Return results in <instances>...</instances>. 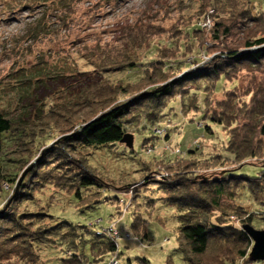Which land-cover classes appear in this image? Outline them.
<instances>
[{"label":"rangeland","instance_id":"1","mask_svg":"<svg viewBox=\"0 0 264 264\" xmlns=\"http://www.w3.org/2000/svg\"><path fill=\"white\" fill-rule=\"evenodd\" d=\"M245 11L258 19L248 18L246 13L239 15ZM199 25L204 30L198 29ZM225 26L229 30L227 37L222 33ZM246 33L255 37L264 35V0H0L2 107L12 119L20 117L25 122L27 128L24 137L31 136V132L35 131L41 139V144L36 140L33 146L28 138L15 137L5 149L2 173L10 181L0 182V189L5 190L0 197V217L21 220V215L25 213L43 212L39 219L44 220V224H55L60 220L74 226H85L90 232L115 225L121 234L117 240L119 264H143L142 259L147 261L146 264H187L177 250L178 212L174 206L160 200L162 195L157 193V188L178 184L180 188L197 189L201 182L223 180L227 173L234 178L244 177L250 184L255 181L258 191L253 195L246 187L239 193L240 202L225 201L230 207L222 206L214 216L237 228L247 223L255 230H264V200H261L264 197V180H260L264 175V148L256 160L223 161L208 169L196 167L193 170L199 177L188 176L191 180H186L190 170L188 167L177 166L173 173L181 174H172L171 179H165V170L157 169L161 168L157 164L166 163L165 160L171 157L210 162L218 155L216 153H222L229 139L227 132L219 125L203 120L201 112L182 114L179 99H172L163 109L165 116L159 125L131 134L133 152L117 145L87 149L90 155L81 148V154L67 157L70 166L75 169L81 167L83 173L95 175L100 180L101 187L91 189L92 193H98V197H90L92 202L96 198L95 203L89 205L90 208L79 204L74 196H67L72 191L71 187L64 186L61 191L56 186L44 184L37 191L30 192L33 196L30 201L21 204L13 202L14 189L22 188L23 185H20L27 181L26 175L35 177L42 169L43 163L39 162L43 157L41 153L56 146L67 134L63 133L62 124L70 126L73 123L78 127L86 117L88 111H82L85 108L83 98L91 93L90 87L99 84V81L123 84L126 97L116 95L110 107L119 105L123 98L143 93L149 87L156 86L165 76H169L168 82H172L203 70V62L209 64L213 58L222 57V50L232 48L238 53L244 52L240 43L247 40ZM138 35H143L145 41L134 42ZM178 42L184 43V48H178ZM153 47H157L158 51L150 59H143L146 53L153 51ZM125 50L142 67L138 77L127 79L124 72L102 73L93 69L117 63ZM193 60L203 62L195 65ZM227 62L232 63L231 60ZM163 65L171 67L166 74L162 71ZM186 65L190 67L185 68ZM245 68L230 70L224 82L227 93L222 91L215 94L211 88L207 89V102L200 110L207 112L206 115L211 110L224 113L226 108L222 103H229L227 100L231 96L233 106L230 110L233 112H228L225 119L241 123L232 114L239 117L250 108L253 95H256L255 99L264 101V61ZM126 73L127 76L132 75L130 71ZM150 81L152 83L148 84ZM222 84L223 81L217 84L218 90ZM205 85L209 86L208 83ZM195 86L185 85L182 88L191 90ZM38 110H42L39 117ZM48 110L54 111L48 113ZM27 113L34 116L32 122L25 116ZM158 132L162 134L161 137ZM58 156L61 153L58 152ZM49 162H45L46 170L54 168L51 164L57 161ZM158 171L160 174H157ZM66 172L69 173V180L62 183L68 185L73 172L72 169ZM149 172H153V177L158 179L152 185L141 186L140 181L147 178ZM51 174L48 175L53 177ZM240 181L235 179L232 187L240 184ZM58 182L61 183V180ZM6 184H10L13 190H6ZM130 184H133L131 188L124 191ZM16 185L18 187L15 188ZM134 192H140L139 198L125 211L124 208L132 203L130 200L136 195ZM83 200L87 202V199ZM149 200L154 201V210L150 209ZM134 204L141 207L136 210ZM50 214L56 218L55 221ZM134 214H140L145 221L141 224V236L126 238V232L132 233ZM92 223L99 225L89 227ZM144 234L146 238L142 236ZM252 246L250 239L243 247L246 256L240 260L234 257L236 264H264L246 262ZM38 248L39 262L60 264V259L64 257L60 250ZM234 253L233 245L219 249L211 247L205 255L195 257L193 261L197 264H226L220 258L231 260ZM3 264L29 263L27 258L17 256Z\"/></svg>","mask_w":264,"mask_h":264},{"label":"trees","instance_id":"2","mask_svg":"<svg viewBox=\"0 0 264 264\" xmlns=\"http://www.w3.org/2000/svg\"><path fill=\"white\" fill-rule=\"evenodd\" d=\"M218 4H221V2H218ZM243 13H246L248 18L258 19L252 16L248 11L242 12L239 15L241 16ZM205 17L204 15L203 19H205ZM240 19L244 18L240 17ZM199 27L200 25L198 29H200ZM225 27L222 33L227 37L229 30L227 28L228 26ZM193 30L194 28H192L191 33ZM200 30L204 29L201 28ZM245 38H247V40L240 43L242 48L245 49L244 52L238 53L232 50V48H227L226 50H222V57L213 58L209 64L203 61L196 62L197 60H193L195 65H200V63L203 62V70L187 74L179 80L172 82H168L169 76H165L163 80L157 82L159 85L156 84V86H151L137 96L123 98V102L116 106L110 107V103L116 95L126 97L125 94L127 91L123 84H109L108 82L102 83L99 81V84L90 87L91 93L83 98V106L85 108L82 109V111H88V114L79 122L78 127H75L73 123L70 126L62 124L63 133L67 134L53 148H47L46 151L42 150L44 151L41 153L43 157L39 160V162L43 163V166H41L42 169L37 176L35 174V177L27 174V181L25 180L26 182L20 185H23L22 188L19 187L17 191L14 189V204L30 201V198H33L30 192L37 191L39 186L44 184L46 186H56L57 189L61 191H63L62 189L64 186H68V188L71 187L72 191H70L71 193L67 196H74L78 199L79 204L90 208L89 205L95 203V199L98 197V193H92L91 189L100 188V180L95 175L90 176L83 173L80 166V168L76 169L70 166L67 157H72L76 153L81 154L82 149H85L88 154L87 149H98L104 146L113 147L117 145L123 147L125 151L133 152V147L128 149L124 144L120 143L123 136L125 134L134 135L136 132L139 133L140 131L148 129L151 130L154 126L159 125L161 119L165 116L163 109L172 99H179L182 114L201 112V118L203 120H209L211 123L219 125L227 132L229 139L223 146L222 153H216L218 155L214 154L215 156L212 155L214 157L211 158L210 162L200 163L192 159H171L172 157L165 160L166 163L160 162L157 166L161 168L157 169L167 172V178L165 179H171L172 174H181L180 172L173 173L177 166L188 167L190 170H188V173L185 172L187 173L186 180H191L188 176H192L193 178L199 177L193 170L196 167L208 169L215 167L217 163L219 164L223 161L256 160L261 153L260 151L264 148L263 100L255 99L256 95H253L251 100L254 101L250 108L240 114L239 117H237L235 113L232 114L242 121L239 124H236L237 121L230 120L228 122L225 119L227 118L226 115H228V112H233V110H230V107L233 106V98H231V96L227 100L229 103H222L226 108L224 113L218 112V110H211L209 115H206L207 112L200 110L205 107V103L207 102V89L211 88L215 94L222 91L226 92V90H224V82L227 81L230 70L235 69V71H237L247 69L245 68L246 66L253 67L264 61V35L255 37L246 33ZM143 41H145L143 35H138L134 40V42L138 43H142ZM189 42L190 44L192 43L191 40ZM184 45V43L178 42V48H184ZM155 51H158L157 47H153V51L146 53L143 59H150ZM124 53L125 54L119 56L121 60L118 59L117 63H108L105 65V68L93 69L102 73L107 71L124 72V78L127 79H130L132 76L138 77L139 74H141V65L132 59L133 55L131 56L127 50H125ZM229 60H231L232 63L227 62ZM142 65L146 64L142 63ZM189 67L190 66L186 65L185 68ZM168 68L171 67L163 65V73L166 74ZM129 71L131 72L130 74H132L131 76H127L128 74L126 72ZM146 78H148V76H146ZM35 79L38 80V78ZM140 79L143 81L142 78ZM28 81H31V79ZM220 81H223V84L222 88L218 90L217 84L219 85ZM151 83L152 81L148 82V84ZM206 83H208L209 86L205 85ZM193 84H196V86L191 90L182 88L183 86L185 87V85ZM125 86H128V84ZM162 86H164L163 90L158 93H152L155 89ZM22 87L23 86H19V88ZM24 91L27 92V90ZM26 92L24 94H26ZM2 101L0 96V182H6V180H10H8L9 178L7 179V176H3L2 173V166L5 164L3 157L5 155V149L9 147L13 139L15 137L21 139L28 138L33 142V146L36 145V140H39L41 144V139L35 131L31 132V136L24 137L23 135L26 133L25 130L27 128L25 122L20 117L14 120L7 115L2 107ZM58 110H60L59 107ZM40 111L42 110L37 111L38 117L39 113H41ZM53 111L48 110L47 112L51 113ZM25 116L31 122L34 120L32 114L27 113ZM247 119H249L248 122H246ZM131 126L132 128L128 130ZM134 127L137 128L133 131ZM205 128L211 133L209 127L206 126ZM158 134L160 137L162 136L160 132H158ZM49 144L48 141L47 145ZM189 150H191V148H189ZM58 152L61 153V156H58ZM187 153L194 154L191 151ZM185 158H187V155ZM55 159L57 162L51 164L54 168L46 170L47 164L45 162L48 163ZM50 163L52 162L48 164ZM67 169H72L73 172L71 182L68 185L62 183L63 181L67 182L69 180L67 179L69 176V173L66 172ZM152 173L153 172L147 173L149 178L147 177L140 181L142 182L141 186L154 184V181H156L158 177H153ZM48 174L53 175V177ZM157 174H160V171H158ZM235 179L240 181L245 178H234L226 173L223 180L201 182L197 189L180 188L178 184H169L157 188V193L162 195L160 200L168 205L174 206L178 212L176 216L178 223L177 250L187 264H197L193 261V258H199L205 255L211 247L219 249L221 247L233 245L235 248L233 258L231 260L226 257L220 258L224 260L226 264H236L234 257L240 260L246 256V250L243 247L250 242L247 234L243 232L241 228L235 227L234 224H227L222 218L214 216L215 211L220 210L222 206L226 205L228 208L230 207L225 204V201L230 203L233 200L240 202L239 193L242 190H246V187L249 188L253 195L258 191V189L255 188L257 187V183L254 181L250 184L246 179L240 181L241 185L234 184L232 187V183L235 182ZM262 179L264 180V175L260 177L261 181ZM59 180H61V183L58 182ZM140 182H136L135 184ZM26 185L30 186L27 188ZM132 185H127L124 191L126 188H131ZM6 186V190H13L10 184H6ZM16 187H18V185H16L15 188ZM148 188L149 186L147 189ZM179 189L181 191H178ZM4 191V189H0V197ZM140 192H134L136 195L130 200L132 203H129L128 206L124 208L125 211L131 208L133 202L139 198ZM237 195L238 197L235 198ZM91 196L96 197L93 202L89 200ZM83 199H87V202L85 203ZM261 200L263 201L264 197ZM122 203L124 205L126 204L124 201H122ZM134 205L136 206V210L141 207L138 204ZM148 205L151 210H154V201L149 200ZM117 214H121V212ZM30 215L32 218H30ZM42 215L43 212L25 213L21 215V220H17L14 217L10 219L0 217V264L9 262L12 257L17 256L27 258L29 264H46V262H39V252L37 253L39 246L48 250H60L63 252L64 257L60 259V264H119L118 259L120 253L117 240L121 234L116 229L115 225L114 227H102L95 232H90L85 226H74L73 224L60 220L56 221L55 224H44V220L39 219ZM50 217H52L54 221L56 220L53 215ZM142 223H145V221L141 218V215L134 214V219L131 224L132 233L126 232V238H130L131 235L140 237ZM96 225L99 224L92 223L89 224V227H94ZM243 225L248 224L246 223ZM111 228L116 230L117 236H114L113 233L109 231ZM142 236L146 238L147 235L144 234ZM142 261L143 264L147 263L145 259H142ZM246 262L253 263V261L249 259V255L246 257Z\"/></svg>","mask_w":264,"mask_h":264},{"label":"water","instance_id":"3","mask_svg":"<svg viewBox=\"0 0 264 264\" xmlns=\"http://www.w3.org/2000/svg\"><path fill=\"white\" fill-rule=\"evenodd\" d=\"M163 89L164 86L155 89L152 93H158ZM120 143L124 144L126 148L131 149L133 147V136L131 134H125ZM241 229L253 242L249 259L253 263L264 262V230H255L250 225H242Z\"/></svg>","mask_w":264,"mask_h":264},{"label":"built area","instance_id":"4","mask_svg":"<svg viewBox=\"0 0 264 264\" xmlns=\"http://www.w3.org/2000/svg\"><path fill=\"white\" fill-rule=\"evenodd\" d=\"M114 229V228H113ZM112 228L109 230V231H111L112 233H113V235L114 236H117V232H116V230H113Z\"/></svg>","mask_w":264,"mask_h":264}]
</instances>
